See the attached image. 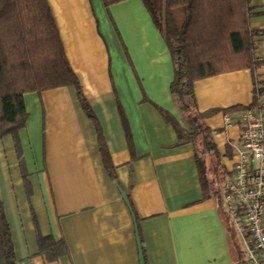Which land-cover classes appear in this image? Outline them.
Segmentation results:
<instances>
[{"label": "crops", "instance_id": "obj_1", "mask_svg": "<svg viewBox=\"0 0 264 264\" xmlns=\"http://www.w3.org/2000/svg\"><path fill=\"white\" fill-rule=\"evenodd\" d=\"M46 2L91 117L74 86L31 92L24 127L0 136V199L17 264H235L225 209L203 195L194 146L178 144L165 120L188 130L170 93L171 54L143 2ZM249 8L257 66L193 84L217 151L214 176L227 180L240 112L259 96L264 110V0ZM38 236L62 242L64 254L49 259Z\"/></svg>", "mask_w": 264, "mask_h": 264}, {"label": "trees", "instance_id": "obj_2", "mask_svg": "<svg viewBox=\"0 0 264 264\" xmlns=\"http://www.w3.org/2000/svg\"><path fill=\"white\" fill-rule=\"evenodd\" d=\"M123 0H102L105 7ZM162 35L173 62L170 93L179 103L188 130L165 116L177 135L178 144L194 146L204 196L221 198L223 185L214 176L217 151L211 132L202 124L203 114L195 105L193 84L220 73L255 68L252 53L249 3L251 0H141ZM74 86L83 110L91 112L63 52L61 40L46 0H0V136L17 133L27 113L23 95ZM255 103V97L252 105ZM126 128V121L123 119ZM127 139L130 136L127 133ZM108 168L107 154L101 146ZM214 158V159H211ZM211 159V166H207ZM213 172V177L208 178ZM224 176L225 173L223 172ZM220 204V202H219ZM228 236L236 263L247 264L228 214ZM38 247L48 258L62 256V242L38 236ZM49 252V253H47ZM0 264H17L3 204L0 199Z\"/></svg>", "mask_w": 264, "mask_h": 264}, {"label": "built area", "instance_id": "obj_3", "mask_svg": "<svg viewBox=\"0 0 264 264\" xmlns=\"http://www.w3.org/2000/svg\"><path fill=\"white\" fill-rule=\"evenodd\" d=\"M259 98L239 114V148L221 193L247 264H264V110Z\"/></svg>", "mask_w": 264, "mask_h": 264}, {"label": "rangeland", "instance_id": "obj_4", "mask_svg": "<svg viewBox=\"0 0 264 264\" xmlns=\"http://www.w3.org/2000/svg\"><path fill=\"white\" fill-rule=\"evenodd\" d=\"M213 177V172H210L209 173V176H208V178H207V176H206V179H211ZM216 181H217V184H215V186H218V185H225L226 183H227V178L225 177V176H223L222 174H221V172H220V174L217 176V178H216ZM224 187V186H223ZM219 202H220V207H221V209H224V203H223V200H222V198H219Z\"/></svg>", "mask_w": 264, "mask_h": 264}]
</instances>
